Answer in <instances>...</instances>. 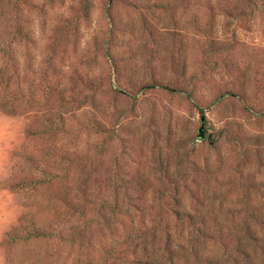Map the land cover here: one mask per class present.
I'll return each instance as SVG.
<instances>
[{"label":"rangeland","instance_id":"rangeland-1","mask_svg":"<svg viewBox=\"0 0 264 264\" xmlns=\"http://www.w3.org/2000/svg\"><path fill=\"white\" fill-rule=\"evenodd\" d=\"M4 99L0 264H128L115 202L118 240L264 220V0H0Z\"/></svg>","mask_w":264,"mask_h":264},{"label":"trees","instance_id":"trees-1","mask_svg":"<svg viewBox=\"0 0 264 264\" xmlns=\"http://www.w3.org/2000/svg\"><path fill=\"white\" fill-rule=\"evenodd\" d=\"M50 94L48 92L47 95ZM72 98L62 104L67 96L57 95L56 102L64 106V112L74 107L79 109L82 106L81 101L77 102ZM18 107L14 101L7 99L0 103V108L12 115L18 113ZM64 112H60V115L63 116ZM244 192L247 195V191ZM248 210L245 208V222L236 227L230 229V226L214 224L213 228H217V231L210 237L203 233V225L196 226L193 222L187 225L184 221L178 222L179 216H176L173 221L174 231L187 225L195 233L188 234L189 237H184L182 233L172 234L169 221L160 220L150 225L144 220L136 224L129 221V228L125 226L124 235L118 240L115 238L116 225L124 224L120 218L123 212L119 203H111L109 222L107 220L108 224L105 226L109 234L111 233L112 240L104 256L111 258L117 246H121L128 264H264V220L260 214L262 210L256 207ZM251 222L254 223L250 224ZM70 241L72 244L73 240ZM208 241L212 243L209 246L206 244ZM202 249H206L205 252H201Z\"/></svg>","mask_w":264,"mask_h":264},{"label":"water","instance_id":"water-1","mask_svg":"<svg viewBox=\"0 0 264 264\" xmlns=\"http://www.w3.org/2000/svg\"><path fill=\"white\" fill-rule=\"evenodd\" d=\"M203 121H204V117H201V126L198 130V138L199 139H203L204 138V133H203Z\"/></svg>","mask_w":264,"mask_h":264}]
</instances>
